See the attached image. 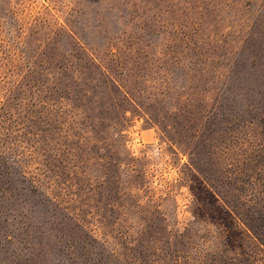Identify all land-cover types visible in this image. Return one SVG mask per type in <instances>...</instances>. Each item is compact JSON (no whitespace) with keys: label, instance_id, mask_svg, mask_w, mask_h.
<instances>
[{"label":"rangeland","instance_id":"1","mask_svg":"<svg viewBox=\"0 0 264 264\" xmlns=\"http://www.w3.org/2000/svg\"><path fill=\"white\" fill-rule=\"evenodd\" d=\"M223 197L264 228V0H0V264H264Z\"/></svg>","mask_w":264,"mask_h":264},{"label":"trees","instance_id":"2","mask_svg":"<svg viewBox=\"0 0 264 264\" xmlns=\"http://www.w3.org/2000/svg\"><path fill=\"white\" fill-rule=\"evenodd\" d=\"M100 72H102L104 74V76L106 77L104 83L106 84V86L108 88H116L114 90H119L120 89V85H115L116 84V81L114 79H110L108 80L107 79V76L106 74L103 72V70L100 69ZM69 87H72V86H69ZM71 91H74L73 89ZM85 96V93L83 94ZM127 96L122 93L121 97L122 100L126 98ZM79 98V96H78ZM113 106H115V113L118 112V116L113 120V124L117 127L116 129V133L121 137L123 136L122 132H124L126 129L124 128L126 126V122H127V117H126V109L123 108V104L121 103H114ZM101 119V118H99ZM122 124H124V126H122L123 128H121V124H119L120 122ZM110 123V122H109ZM117 123V124H116ZM111 124V125H113ZM92 130H94V127H91ZM84 141H82L81 139L79 140L78 142V146H77V151H85V148L88 144V142L86 141L85 137L83 138ZM84 144V145H83ZM80 145H82L83 147H80ZM110 147H112V145L110 144ZM82 158V156H81ZM120 159V160H118ZM116 167H117V170L118 172H116V175L114 177V180L116 179H120V176H119V172H121V170H124L126 176H131V177H138L140 176V174H142V182H137L136 185H138V189H141V190H146L147 187H148V184L145 182V169H137L136 167V160L134 158H131L129 156H124V158H116ZM122 165H124V169H122ZM46 175V174H45ZM105 178L106 180L109 178V176H107L105 174ZM120 183V181H119ZM37 186H38V182H37ZM218 192V190H217ZM220 194V192H218ZM67 193L65 192V190L63 189V193L61 194V198H57L58 201H56L58 203L59 206H61V209L62 210V214H60L61 216L60 217H63V216H68L74 220H76L78 223L77 225L78 226H82V229L84 227V225L81 224V222L83 221L82 220V213L84 210L81 209V212H74V210L70 209L67 204V200H63L65 201L66 204H63L62 203V198H64V195H66ZM221 195V194H220ZM222 196V195H221ZM70 198V197H69ZM49 200V199H48ZM70 200H72L70 198ZM51 201V200H50ZM223 201L227 204V205H231V207L233 208V211L235 212L237 218L252 232V234L257 238V240L263 244L264 246V228L261 224H257L255 221H256V217H253L252 214H249L248 211L245 210L243 204L239 201H231V202H228L227 200L224 199L223 197ZM237 203V204H236ZM152 207H155V203L152 205ZM78 211H80L79 208H77ZM102 219L105 218V216L103 215L101 217ZM101 222H103V220H101ZM91 239V237H90ZM92 241H93V244L96 243V239H94L92 237ZM74 242L75 243H78L77 240L73 237H69L65 240V243L68 244V246H73L74 247ZM70 244V245H69ZM93 244L91 246H93ZM90 250L89 249H86L85 248V245L82 246V249H81V256L83 258H85L86 261H91V263L93 264H121L120 262V258H119V254L117 253H114L113 251V254H111L112 258L114 259H111L110 256L107 255V253H104V255H102L101 253L100 254H97L98 257L97 258H94V257H90L88 256L89 252H87ZM116 256V257H115ZM225 259V264H237V258L235 256L232 255V253L230 252L229 249H226V256L224 257ZM243 256L241 258H238V260H243ZM147 264H153L152 262H148ZM213 264H216L213 263ZM238 264H251L249 260L245 259L244 262H239Z\"/></svg>","mask_w":264,"mask_h":264}]
</instances>
